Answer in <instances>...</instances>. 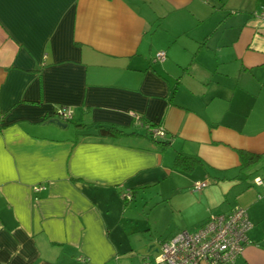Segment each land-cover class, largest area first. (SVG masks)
<instances>
[{
	"label": "crops",
	"instance_id": "crops-1",
	"mask_svg": "<svg viewBox=\"0 0 264 264\" xmlns=\"http://www.w3.org/2000/svg\"><path fill=\"white\" fill-rule=\"evenodd\" d=\"M262 6L0 0V264H141L235 207L251 224L236 264H264Z\"/></svg>",
	"mask_w": 264,
	"mask_h": 264
},
{
	"label": "built area",
	"instance_id": "built-area-1",
	"mask_svg": "<svg viewBox=\"0 0 264 264\" xmlns=\"http://www.w3.org/2000/svg\"><path fill=\"white\" fill-rule=\"evenodd\" d=\"M260 17L264 19V6ZM164 52H158L155 60L162 62ZM73 115L72 109L62 106L57 109V118L68 122ZM155 137L163 138L164 131L154 129ZM254 182L262 183L260 178ZM206 182H196L194 191H200ZM40 190L35 187L34 191ZM122 198H131L128 192L122 193ZM251 227L246 210L233 208L227 214H211L195 230H180L168 239L159 243L156 255L146 257L141 264H236L237 257L248 244L246 233Z\"/></svg>",
	"mask_w": 264,
	"mask_h": 264
},
{
	"label": "trees",
	"instance_id": "trees-1",
	"mask_svg": "<svg viewBox=\"0 0 264 264\" xmlns=\"http://www.w3.org/2000/svg\"><path fill=\"white\" fill-rule=\"evenodd\" d=\"M122 135L123 132L113 126H103V125L97 126V136L107 137V138H117ZM153 140L157 143H160L162 146L168 145L167 141L159 142L160 140L155 138H153ZM240 156H241V168H245L252 165L257 159V156H253L245 152H241ZM195 162H196L195 158L180 154L176 155L174 158L175 167H179L185 170L191 169Z\"/></svg>",
	"mask_w": 264,
	"mask_h": 264
},
{
	"label": "water",
	"instance_id": "water-1",
	"mask_svg": "<svg viewBox=\"0 0 264 264\" xmlns=\"http://www.w3.org/2000/svg\"><path fill=\"white\" fill-rule=\"evenodd\" d=\"M48 123H52V124H55L56 126L58 127H65L66 124H64L61 120H59L58 118L57 119H49L48 120Z\"/></svg>",
	"mask_w": 264,
	"mask_h": 264
},
{
	"label": "rangeland",
	"instance_id": "rangeland-1",
	"mask_svg": "<svg viewBox=\"0 0 264 264\" xmlns=\"http://www.w3.org/2000/svg\"><path fill=\"white\" fill-rule=\"evenodd\" d=\"M69 125H70V123H69ZM253 176H254V174H251V175L247 176V179L252 180V177H253Z\"/></svg>",
	"mask_w": 264,
	"mask_h": 264
}]
</instances>
